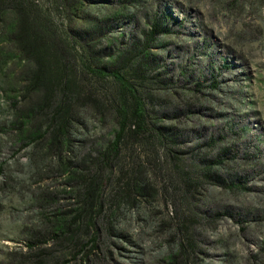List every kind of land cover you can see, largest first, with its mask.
I'll list each match as a JSON object with an SVG mask.
<instances>
[{
	"label": "rangeland",
	"instance_id": "1",
	"mask_svg": "<svg viewBox=\"0 0 264 264\" xmlns=\"http://www.w3.org/2000/svg\"><path fill=\"white\" fill-rule=\"evenodd\" d=\"M29 1L63 42L71 121L56 137L5 11L0 264H264V0ZM133 95L146 131L96 163Z\"/></svg>",
	"mask_w": 264,
	"mask_h": 264
},
{
	"label": "trees",
	"instance_id": "2",
	"mask_svg": "<svg viewBox=\"0 0 264 264\" xmlns=\"http://www.w3.org/2000/svg\"><path fill=\"white\" fill-rule=\"evenodd\" d=\"M14 10L17 18L14 23L7 26L2 38L8 41L15 50L35 64L33 74V84L45 86L48 90L57 93V97L52 102L51 111L46 112L50 128H56L60 134L66 136L71 121V108L66 100L67 83L64 61H66L63 42L56 36V32L50 25L45 24L43 20L33 14L32 3L29 0H0V15L5 11ZM92 72L104 78L106 73L101 69H92ZM50 73V74H49ZM49 74V76H48ZM118 80H122L118 75L111 73ZM126 87V83H122ZM133 94L132 90H130ZM134 102L128 105L124 96L120 100L119 115L121 120L114 140L109 143V153L101 152L98 162L107 164L109 168L113 167L115 159L120 151L121 141L124 139L127 131L132 133H143L146 131L145 109L142 101L133 95ZM133 119L137 122V127L131 129ZM55 140H57L55 138ZM58 147L59 145H55ZM76 169L70 167L65 173L67 178L73 179L80 183L75 190L74 196L77 200H85L93 195L97 179L95 173L81 174L78 176ZM107 183V180H106ZM68 225L66 229H68Z\"/></svg>",
	"mask_w": 264,
	"mask_h": 264
}]
</instances>
